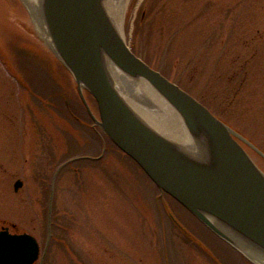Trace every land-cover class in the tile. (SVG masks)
<instances>
[{
  "label": "rangeland",
  "instance_id": "1",
  "mask_svg": "<svg viewBox=\"0 0 264 264\" xmlns=\"http://www.w3.org/2000/svg\"><path fill=\"white\" fill-rule=\"evenodd\" d=\"M120 29L139 56L264 153V0H127ZM53 55L27 4L0 0V228L32 234L40 253L47 242L43 264H254L175 203L170 219L161 216L155 185L107 139L101 159L60 169L47 241L54 171L97 156L103 139ZM240 141L264 172V157Z\"/></svg>",
  "mask_w": 264,
  "mask_h": 264
},
{
  "label": "water",
  "instance_id": "2",
  "mask_svg": "<svg viewBox=\"0 0 264 264\" xmlns=\"http://www.w3.org/2000/svg\"><path fill=\"white\" fill-rule=\"evenodd\" d=\"M22 1L29 6L27 0ZM108 1L32 0L33 12L39 19L36 30L71 74L94 125L134 160L161 192L177 200L254 264H264V172L240 140L253 145L138 56L125 41L107 7ZM28 10L32 15V9ZM106 63L128 77L149 83L177 112L194 146L182 147L137 115L116 89ZM83 89L94 97L99 119L87 106ZM104 150L103 140L100 156ZM82 157L86 156L62 162L52 175L47 241L51 237V203L57 173L68 162ZM21 185L17 179L13 186L17 190ZM178 226L196 240L180 223ZM46 247L47 242L39 264L43 263ZM39 252L32 234L11 233L7 227L0 230V264H33Z\"/></svg>",
  "mask_w": 264,
  "mask_h": 264
},
{
  "label": "bare ground",
  "instance_id": "3",
  "mask_svg": "<svg viewBox=\"0 0 264 264\" xmlns=\"http://www.w3.org/2000/svg\"><path fill=\"white\" fill-rule=\"evenodd\" d=\"M126 2L127 0H109L107 2V7L120 28L122 11L126 6ZM27 3L28 7L32 9L35 24L36 22L39 23L36 13L33 12L32 0H27ZM39 28L40 25L38 24ZM106 67L116 81V89L120 92L119 94L148 125L184 148L194 146L177 112L149 83L141 78L128 77L117 71L109 63H106Z\"/></svg>",
  "mask_w": 264,
  "mask_h": 264
},
{
  "label": "flooded vegetation",
  "instance_id": "4",
  "mask_svg": "<svg viewBox=\"0 0 264 264\" xmlns=\"http://www.w3.org/2000/svg\"><path fill=\"white\" fill-rule=\"evenodd\" d=\"M166 197L168 198L169 203H170V202L175 203L174 201H171V200H173V199H171L169 196L166 195ZM170 199H171V200H170ZM179 208H180V207H179ZM180 209H181V208H180ZM2 227H7V228L9 229V231H11V227L8 226V225H2L1 228H2ZM12 227H13V226H12ZM1 228H0V229H1ZM11 232H15V231H11Z\"/></svg>",
  "mask_w": 264,
  "mask_h": 264
}]
</instances>
